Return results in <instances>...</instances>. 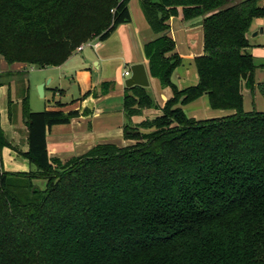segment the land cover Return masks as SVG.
I'll use <instances>...</instances> for the list:
<instances>
[{
    "label": "trees",
    "instance_id": "16d2710c",
    "mask_svg": "<svg viewBox=\"0 0 264 264\" xmlns=\"http://www.w3.org/2000/svg\"><path fill=\"white\" fill-rule=\"evenodd\" d=\"M259 1L142 0L153 31L165 32L144 47L150 75L173 97L158 116L127 121L131 145L50 158V129L80 113L32 112L25 86L26 149L0 124V264H264V112L246 110L243 94L249 90L253 104L256 90L264 98L247 51L254 20L264 18ZM129 2L0 0V59L60 66L80 45L130 23ZM172 17L202 18L198 82L184 89L172 81L182 64L166 33ZM204 95L212 109L233 113L189 117L182 106ZM123 107L127 120L158 108L140 86L125 89ZM5 150L29 168L12 170Z\"/></svg>",
    "mask_w": 264,
    "mask_h": 264
},
{
    "label": "crops",
    "instance_id": "0c3cea01",
    "mask_svg": "<svg viewBox=\"0 0 264 264\" xmlns=\"http://www.w3.org/2000/svg\"><path fill=\"white\" fill-rule=\"evenodd\" d=\"M141 2L142 0H130L131 22L120 25L107 40L100 41L98 47L86 46L82 51L75 52L64 64L47 67V70H50L48 73L50 79L40 82L39 85H44L43 97L54 104L45 105V109L80 113L78 117L72 119L70 124L56 125L50 129L47 136L50 158L65 162L85 154L98 144L112 143L121 147L131 145L134 141L126 140L123 134L127 121L137 126L146 119L158 116L161 108L172 97L171 88L163 87L158 79L150 75L149 90L158 108L145 109L129 120L125 116L123 98L126 78L123 73L135 63H144L149 71L144 47L165 34V32L153 31L142 10ZM260 4L264 5L263 2ZM169 26L166 33L175 41V52L182 59V64L173 73L172 81L179 89H184L198 82L195 59L203 54L202 18L183 21L172 17ZM255 33L258 34L255 35ZM263 37L262 19H255L250 35L251 46L247 51L254 56L257 65L255 78L258 83L264 82V55L261 52V47H264ZM2 64L4 65L0 69L1 96L4 94L7 98L9 94L15 93V90H19L21 85L23 90L27 84L29 90L31 89V81L25 77L28 75H24L26 71L22 66L16 67L3 59ZM47 88H50L53 94L49 98ZM249 92V90L243 92L244 107ZM262 98L263 96L256 90L254 104L253 101L250 103V109L258 107V111L264 112V108L259 110L260 102L264 99ZM188 106H195L191 110L194 116L201 117L211 113L214 115L213 118H220L227 115L223 113L226 110L208 111L207 107L210 105L206 95L183 106L185 112ZM198 110L203 111L198 112ZM25 122L24 120V124ZM22 136L27 145V127L24 128ZM16 141L11 138V143L15 146H17ZM4 153L13 159L12 152L5 150Z\"/></svg>",
    "mask_w": 264,
    "mask_h": 264
},
{
    "label": "rangeland",
    "instance_id": "374dc122",
    "mask_svg": "<svg viewBox=\"0 0 264 264\" xmlns=\"http://www.w3.org/2000/svg\"><path fill=\"white\" fill-rule=\"evenodd\" d=\"M260 3H264V0L259 1ZM262 22L264 24V18H261ZM264 38V37H263ZM261 38V39H263ZM264 40V39H263ZM261 52L264 55V47H261ZM5 64V63H4ZM2 59H0V69L2 68ZM14 66L16 67H21L25 69L26 73L24 75H28L25 76L26 78H28L31 81V89L29 90V100L30 101V109L32 110V112H42L45 109V105H53L54 103L52 101H48V99H45L44 97L40 96L39 93V84L42 81H48L50 79V77H48V73L50 72V70H47V67L45 68H40L34 65H29L26 63H13ZM23 77V78H25ZM24 80V79H23ZM22 80V82H23ZM25 81V80H24ZM22 91H23V86L21 85L19 90H15V93H12L11 95L9 94L7 96V98L5 97L4 94H2V96L0 95V124L2 126V129L5 130L6 134V138L11 142V138L12 139H16V143H17V147L22 148V150L24 148H26V141L25 139H23L22 133L24 128H26V125L24 124V118L22 115V105L19 103L21 102V97H22ZM17 93V96H16ZM52 94V90L50 88H47V97H51ZM263 99V98H262ZM9 103L12 105L10 106V112H11V117H9L8 115V110H9ZM250 98L247 97V101L245 103V108L246 110H253L254 108L257 109L258 107H252L250 109ZM18 104V105H17ZM259 110H263L262 108H264V99L261 100L260 102ZM20 106V109H19ZM256 106V105H255ZM195 106H188L186 109V112L188 114L189 117H196L197 120H202V119H211L213 118L214 115H211V113L207 114V115H203V116H194L192 114V109H194ZM208 111H215L214 109H212L211 107H207ZM258 110V109H257ZM203 111V110H198V112ZM214 113V112H212ZM216 113H220L217 112ZM224 114L230 115L233 113V111L231 110H226L223 111ZM215 114V113H214ZM225 115V116H227ZM9 151V150H8ZM10 153V151H9ZM13 159H10V157L8 158L6 155V164H10V168L12 170H20V169H28L29 168V164L28 162L22 158L19 155H13ZM15 163V164H14ZM35 184L37 186H39L40 188H44L45 187V182L42 180H37L35 181Z\"/></svg>",
    "mask_w": 264,
    "mask_h": 264
},
{
    "label": "water",
    "instance_id": "95a60500",
    "mask_svg": "<svg viewBox=\"0 0 264 264\" xmlns=\"http://www.w3.org/2000/svg\"><path fill=\"white\" fill-rule=\"evenodd\" d=\"M263 31V30H261ZM258 33H255L257 35ZM131 76L126 78L124 84L126 88H132L134 86H140L143 88H147L149 90L150 87V71H148L146 65L144 63H135L130 66ZM258 83V82H257ZM260 83V82H259ZM150 91V90H149ZM40 96H44V85L39 86ZM250 98V103L253 101V96L251 92L247 95ZM249 103V104H250ZM124 134V130H123Z\"/></svg>",
    "mask_w": 264,
    "mask_h": 264
},
{
    "label": "built area",
    "instance_id": "2783aa9c",
    "mask_svg": "<svg viewBox=\"0 0 264 264\" xmlns=\"http://www.w3.org/2000/svg\"><path fill=\"white\" fill-rule=\"evenodd\" d=\"M99 42H100V41H99L98 39H96V40H92V41H88V42H86V43L80 45V46L76 49V52H80V51H82L86 46H92V47H95V48H96V47H98ZM123 76H124L125 78H129V77L131 76V71H130V69L124 71Z\"/></svg>",
    "mask_w": 264,
    "mask_h": 264
},
{
    "label": "flooded vegetation",
    "instance_id": "af4514ba",
    "mask_svg": "<svg viewBox=\"0 0 264 264\" xmlns=\"http://www.w3.org/2000/svg\"><path fill=\"white\" fill-rule=\"evenodd\" d=\"M191 86H193V85H191ZM188 87H190V86H188ZM186 88H187V87H186ZM172 93H173V92H172ZM172 97H173V95H172ZM172 97H171V98H172ZM208 102H209V101H208ZM182 108H183V106H182ZM183 110H184V109H183ZM185 113H186V112H185ZM202 120H203V119H202Z\"/></svg>",
    "mask_w": 264,
    "mask_h": 264
}]
</instances>
